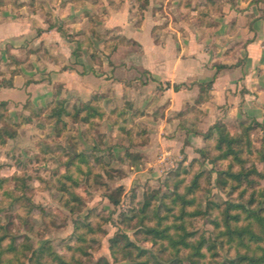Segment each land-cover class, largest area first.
Here are the masks:
<instances>
[{"label":"rangeland","instance_id":"1","mask_svg":"<svg viewBox=\"0 0 264 264\" xmlns=\"http://www.w3.org/2000/svg\"><path fill=\"white\" fill-rule=\"evenodd\" d=\"M100 1L102 3V0H99L96 4H100ZM106 1L100 5L108 4L112 10H118L123 7V4L128 3L130 20L134 28L140 26L146 11L158 13L159 23L154 29L153 36L159 44H163L168 39L184 42L190 33L185 27L189 30H194L195 27L200 28L201 39L206 41V49L208 51L215 49L216 53L213 57L222 60L224 47L223 40L220 38L223 33L214 31L217 23L213 22L212 16L207 13L210 12V8L208 3L203 2L204 0ZM193 6H196L197 12ZM102 8L104 7H99V9ZM144 8L146 10L142 12ZM211 10L218 14L220 7L212 6ZM101 27H99V32L95 29L91 32V35L96 39L95 44L91 42V39L83 42L88 46L90 52L99 56L100 60L101 58H110V65L105 72L108 78H114L115 81L128 80L131 85L140 83V81L142 84L148 82L151 79L149 72L144 73V70L140 71L132 63L125 62V60L130 58L132 60L134 56L141 54V46L127 34H123L121 29H103ZM232 48L225 51L226 56L231 55ZM100 72L102 73V70ZM208 82L210 81L205 84ZM114 83L116 82H112L111 86ZM185 86L187 85L185 84ZM200 87L201 94L203 87L202 85ZM213 88L214 84L207 93L209 99L206 102L212 99ZM158 89L161 90L159 86ZM57 91L60 93L61 89L58 88ZM244 93H246L245 89L241 91L242 95ZM59 98L65 102L63 106L71 113V117L63 116L61 121H58V118L53 116V112L58 106L57 103L31 112L20 122L15 121L9 115L11 120L20 124V127L15 139L10 140L5 146H0V177L8 179L4 187L0 189V222L8 225L11 234L17 238L19 244L27 241L34 247V250L40 249L44 245H50L57 254L70 255L69 248L74 246L76 241L75 222L79 221L80 223L91 222L104 232L96 235L94 237L96 242L88 243L90 247L85 248L90 255L89 264H131L125 259L115 262L109 249L110 239L121 233L127 234L135 244L148 250L153 256L172 260V251H162V242L155 244L151 237L146 236L140 229L139 219L134 216L138 215L145 200L148 199V195L150 196L152 192L158 193L160 197L172 196V189H174L178 178H173L171 174L182 162L185 161L189 165L200 159L197 150L206 147L203 135L216 124H226L232 135L242 133L243 126L249 124L252 119L263 124V128L256 127L251 134L253 153L247 155L249 162L246 167L254 166L261 172L264 169V164L259 160L264 150V110L263 112L249 110V113L242 110L240 114H234L228 112L232 107L224 106L223 110L219 111V115L216 118L212 117V121H209L202 120L203 116L197 112L196 101L192 102L184 111L185 120H178V118L181 119L180 113L182 112L173 114V118L177 122L180 121V124L177 123L179 127L176 128V132L185 131L180 128V125H184L188 129L187 136L177 137L182 143L181 152L165 154L166 157L159 165L160 172L152 171L153 173L150 175L142 172L143 169H146L144 160L146 158L140 153L142 150L140 145L145 144L144 146H146L151 140L152 133H150L147 123L150 119H145V121H139V119L146 115L151 116V113L148 112L152 110L141 111V108L135 109L128 105L127 124L124 125L122 122L124 119L119 118L121 117L119 111L126 107L124 103L120 106L115 104L110 107L108 103L104 102L105 98L99 95L83 103L66 101L60 97V94ZM92 101L100 102L105 113L107 115L112 113L115 118L96 119L87 124L83 121V117L88 112L83 110V105ZM78 110H81V113L79 117H76ZM159 115L161 112L158 110L153 118ZM112 120H117V125ZM199 125L203 131L200 130ZM126 132H131V135ZM189 134L199 135L201 138L196 141L192 139L194 145H191L188 140ZM161 156L162 153L157 154V162L160 161ZM86 157L91 159L93 166H98L97 161L100 160L102 164L108 165V168L97 169L93 178H88L86 175L80 177L78 183L67 180L65 176L70 172H76V166L82 158ZM227 164V162H223L213 166L205 163L201 167L202 169H199L207 171L208 174L202 180L203 188L196 193L195 204L188 208L190 213L199 210L203 213L206 212L208 204L211 202L223 205L228 201L245 205L253 196H256L258 201L250 207L254 208L259 204L258 196L264 189V179L254 177L256 183L252 187L246 189L243 187L232 193L231 189L222 190L217 186L216 172L225 169ZM235 170L238 169L235 168ZM14 177L22 179L27 190L22 188L21 182L13 180ZM190 180L191 178L187 177L184 186L188 185ZM17 186L20 187L17 188ZM184 186L179 189L181 193L185 191ZM120 187L124 188V192L120 204L114 206L109 201L108 195L116 194V190ZM66 189L70 192H65ZM60 190L67 193V196L69 194V198L70 194H74L80 199V206L76 213L72 214L66 209L63 204L65 200H61ZM243 190L247 191L241 195ZM22 194L33 202L34 207L31 208L27 202L13 200V197H19ZM29 207L31 208L30 213H28ZM165 214L166 211L161 208L160 215L163 217ZM152 215L150 214L149 217L152 218ZM177 218L172 220L179 221ZM185 220L188 230L195 234L191 241H200L205 238L208 240L207 246H211L217 240L216 236L219 230H216L213 224L214 218L211 215H189ZM218 240L221 242L224 238L219 237ZM213 247L215 250L207 253V260L215 264H221L235 255L234 249H230L228 246L223 248L220 243H216ZM203 252H206V249ZM184 257L185 253L182 252L183 260ZM181 264L188 263L183 261Z\"/></svg>","mask_w":264,"mask_h":264},{"label":"crops","instance_id":"2","mask_svg":"<svg viewBox=\"0 0 264 264\" xmlns=\"http://www.w3.org/2000/svg\"><path fill=\"white\" fill-rule=\"evenodd\" d=\"M98 1L0 0V103L8 104L9 115L15 121L47 108L55 100L56 87L61 89L60 97L69 102H88L99 95L110 107L124 103L141 111L152 110L148 112L151 116L139 119H150L147 123L151 140L141 147L140 153L146 158V169L142 172L152 175L160 172L159 165L165 154L181 152L182 143L177 137L187 136L184 125L180 128L185 131L176 132L177 123L185 117L178 118L177 122L173 114L184 112L196 101L200 86L213 80L216 73L212 99L201 104L202 108L197 104L202 120L212 121L224 106L232 107L228 112L234 114L242 110L263 112V0L203 1L209 4L207 13L217 23L214 31L223 33L222 60L213 57L215 49H206L198 27L194 30L185 27L190 32L185 38L188 41L168 39L159 44L153 36L159 23L158 13L146 11L140 26L134 28L128 3L112 10L108 4L100 5L106 0L97 5ZM100 6L104 8L99 9ZM212 6H219L220 13L212 11ZM99 27L121 29L141 46V54L125 62L150 73L151 79L146 85L141 81L131 85L128 80L109 79L105 74L110 65L108 58H101L97 65L86 44L78 51L79 42L91 39L95 44L91 32L94 29L99 32ZM229 48H232L231 55L226 56ZM112 82H116L113 88ZM174 85L184 87L177 92ZM158 86L161 90H157ZM244 89L246 93L242 95ZM158 110L161 115L153 118ZM199 138V135H188L191 145ZM158 153H162L159 162Z\"/></svg>","mask_w":264,"mask_h":264},{"label":"trees","instance_id":"3","mask_svg":"<svg viewBox=\"0 0 264 264\" xmlns=\"http://www.w3.org/2000/svg\"><path fill=\"white\" fill-rule=\"evenodd\" d=\"M145 10V8L142 9V12ZM83 45L84 42H79L78 51L82 49ZM78 51H76V54H79ZM90 56L94 62L101 63L99 56L94 52H90ZM144 73L148 72L144 71ZM217 74L213 80L202 85L203 89L195 104L201 105L209 99L207 93L209 89H212ZM167 86L170 87L171 84L168 83ZM182 87L184 86L174 85L173 89L178 92ZM56 88L58 89L59 87ZM53 103L58 104L53 112V116L58 118V121H61L60 119L63 116L71 117V113L64 108L65 102L59 98L58 91L55 95V100L49 105ZM101 105L100 102L95 101L84 104L83 110L88 112V114L83 117V121L89 124L96 119H114L115 115H112V113L107 115ZM127 109L128 107L126 106L119 111L121 116L119 118L124 119L122 121L124 125L127 124ZM80 113L81 110H78L75 116L79 117ZM184 113H180L181 118L184 117ZM112 121L117 125V120ZM19 127L20 124H16L10 119L8 104L5 102L0 103V146H5L10 140L15 139ZM256 127L263 128V124L252 119L249 124L243 126L242 133L232 135L226 124L219 123L213 126L203 135L206 147L197 150L198 154H200V159L189 165L185 161L182 162L175 172L171 174L173 178H178L174 184V189H172V196L160 197L158 193L152 192L150 196L148 195V199L145 200L138 215L134 216L139 219L140 229L146 236L151 237L155 244L162 242V251H172V260L153 256L148 250L135 244L127 234L121 233L115 235L109 241V249L114 261L118 262L121 259H125L130 261L131 264H181L183 261H187L188 264H215L207 260V253L214 251L215 247L213 246L216 243H220L223 248L228 246L235 251V255L232 258L225 260L221 264H264V189L259 193L258 199H260V202L254 208L250 206H253L258 201L256 196H253L249 203L245 205L228 201L224 202L223 205L211 202L204 213L201 210L193 213L188 211V208L195 204L196 193L203 188L202 180L208 174L205 170H199L202 169L201 167L205 163L213 166L223 162L228 163L225 169L216 172V183L222 190L231 189V193L237 192L243 187V189L252 187L256 183L254 177L264 179V169L261 172L254 166L246 167L249 162L247 155L253 153L251 134ZM130 133L126 132V134L131 135ZM144 145L141 144L140 147ZM259 160L264 164V150ZM101 162L98 160V166H93L90 158H82L75 168L76 172H70L65 177L75 183H78L80 177L85 175L88 178H93L97 169L108 168V165L106 166ZM195 166L199 167L196 168ZM235 168L238 170L236 171ZM187 177L191 178V180L188 185L184 186ZM13 180L21 182L22 188L27 190V186H24L22 179L14 177ZM7 181L8 179L0 177V189L4 187ZM182 186H184V193L179 190ZM19 187L17 186V188ZM123 190L124 188L120 187L116 190V194L108 195L109 201L114 206L120 204ZM61 191L63 190L59 191L62 193L61 200H65L63 204L66 209L72 214L76 213L80 206V199L74 194H70L69 198V194L67 196V193L65 194ZM246 191L243 190L241 195L245 194ZM65 192L70 191L66 189ZM13 200L15 202H27L31 205V208L34 207L33 202L24 194L19 197H13ZM30 207L28 208V213L31 211ZM161 208L166 211L163 217L160 215ZM216 212L218 214H215ZM150 214H153L152 218L149 217ZM189 215H211L214 218L213 224L216 230L218 229L219 231L216 236L217 240L211 246H207L208 240L205 238L200 241H191L195 234L188 230L185 222L186 216ZM176 217H178L179 221H173ZM148 221L152 223L150 224ZM99 233L104 232L91 222L80 223L76 221L74 231L76 237L75 245L70 246L69 250L71 253L65 256L57 254L50 245H44L40 249L34 250V247L27 241L19 244L17 238L11 234L8 225L0 222V264H89L90 255L85 248L90 247L89 244L91 242H96L94 237ZM219 237H223L224 240L219 242ZM205 249L206 252H203ZM182 252L185 253L184 260L181 258Z\"/></svg>","mask_w":264,"mask_h":264}]
</instances>
